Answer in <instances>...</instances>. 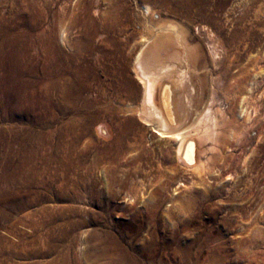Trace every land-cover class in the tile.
<instances>
[{
    "label": "rangeland",
    "instance_id": "1",
    "mask_svg": "<svg viewBox=\"0 0 264 264\" xmlns=\"http://www.w3.org/2000/svg\"><path fill=\"white\" fill-rule=\"evenodd\" d=\"M3 24H8L9 32L23 30V47L29 48L36 71L31 82L38 81L43 59L34 54L42 53V44L46 48L52 45L63 56L82 53L86 57L90 93L85 94L89 105L85 116L92 120L88 134L73 145L75 151L69 147L71 136L64 140L63 154H59L64 162L58 170L52 162L59 156L55 136L45 144L39 142L49 164L38 160L19 175L12 168L5 170L6 178L0 179V264H264V155L258 189L244 193L242 201H229L228 186L223 182L235 176L229 168L214 181L218 168L209 163L201 171L185 167L178 161L175 140L157 136L156 118L149 125L141 119L143 85L136 68L156 37L163 35L158 66L164 64L173 80L170 93L179 96L182 107L189 106L190 122L205 108L210 86L201 79L209 73L216 93L214 109L226 114L235 131L225 134L221 154L232 155L228 163L233 156L242 155L240 164L243 166V160L247 164L256 140L244 145L243 152L234 143L243 139L242 125L248 126L255 117L264 132V116H258L264 112V0H0V30ZM169 26L180 34V43L184 41L188 50L185 53H191L186 60L172 31L157 30ZM62 30L66 34L63 40ZM88 35H94L90 43ZM1 55L0 76L6 66ZM191 60L207 64L200 68ZM184 96L189 97V104ZM6 102H0L1 133L19 130L42 117L38 108L31 117L22 106ZM13 111L19 113L16 124L5 120ZM125 119H132L135 129L123 124ZM1 169L0 165V176ZM202 170L208 174L203 186H210L211 206L199 219L190 218L188 226L183 223V210L197 197L196 191H204L198 178ZM55 193L70 201L54 200ZM229 205H242L246 211L239 216L227 214ZM12 206L21 208L11 210ZM106 234L113 240L107 243ZM256 237L263 242L251 247L245 243ZM204 239H211V244ZM240 239L243 241L237 243Z\"/></svg>",
    "mask_w": 264,
    "mask_h": 264
},
{
    "label": "bare ground",
    "instance_id": "2",
    "mask_svg": "<svg viewBox=\"0 0 264 264\" xmlns=\"http://www.w3.org/2000/svg\"><path fill=\"white\" fill-rule=\"evenodd\" d=\"M145 10L148 11L147 8H145ZM181 14H182V12H181ZM188 19H190V18H188ZM10 20H11V18H10ZM192 22H194V21H192ZM39 23H41V22H39ZM32 25H34V24L32 23ZM4 26H5V30H2L4 28ZM4 26L0 30V40H1V42H3V45L1 44V46H0V53H2L1 58L3 59V62H1V63L5 64L6 66H5L4 74H2L0 76V88H1L0 89V91H1L0 102H1V104H4L3 103L4 101H7L6 103L13 102L18 106H22V107H20V109L25 110L27 112V115L31 116V117L35 115L34 114L35 109L38 108V111H41V113H42V115H41L42 117H39L37 119L32 120V122H29L27 124V126H25V127H19V130H17L15 128V130L14 129H8V130H5V132H3V133L0 132V165L3 167V169H1L2 172H1L0 179L6 178L7 173L5 174V170L9 169V168H12L14 173L19 175V173H23L27 169L28 165H30V164L33 165L38 160L39 161L43 160V162H45L46 164L47 163L49 164L50 159L46 158L41 153V151H43V150H39V142L42 141V143L45 144L49 140L51 141V138L55 136L56 137L55 152L58 155L63 154V147H64V142H65L64 140L68 136H71V140L69 141V147L70 146L72 147L77 141H79L84 136H86V134H88V131L90 129V121L92 120V119L90 120V118H87L85 116V114L87 113L86 112L87 108L89 106L87 103V100L85 98V97H87V96H85V94H87L89 92V87L86 83L87 71H88V70H86V67H88V65L86 66V63H87L86 59H85L86 57L84 58L83 57L84 55H82V53H80L81 55H79V54L74 55L72 53H70V54L67 53L66 56H63L62 55L63 53L58 52L56 49L53 48L52 45L50 46L48 44L47 45L48 48H46L45 45L42 44V51L40 50L42 53L33 52V54L35 53L34 55L36 58L41 57L43 59L42 65L40 66L41 68L39 69L38 76H37L38 81L36 83L31 82L30 77H32L34 74H36V71L32 70V66H33L32 65V58H31V55H29V53L27 51V49L29 50V48L25 49L24 48L25 46L23 47V40L25 39L24 38L22 40L23 35H24L22 32L23 30L21 29L22 30L21 31L18 28V29H15L14 31L9 32L6 29L8 24L7 25L5 24ZM15 27L17 28V26H15ZM158 29L160 31H163V30H169V31L171 30L172 31V33L175 35L174 38H175L176 42L182 48V52H183V53H181L183 55L182 57H184V59L186 60L188 58L187 56H189V54H191V53H185L188 50L184 46V41H183V45L181 44L182 41L180 43V37H178V35H180V34H178L176 32V29L174 27H171V26H169V28L168 27L167 28L159 27V28H157V30ZM64 33H65L64 30L60 31V37L62 40L66 37L65 36L66 34H64ZM44 34H45V32H44ZM28 35H29V32H28ZM32 36H34V34ZM93 37H94V35H88V42L89 43L93 40ZM162 38H163V35H159L158 37H156V40H155L156 45L154 44L152 47H150L146 51V53L143 54L142 61L136 65V68L138 71V77L140 78V81L142 82V85H143V96H142L143 101L141 102L143 104V109L141 110V115H142L141 119L146 124L149 125L151 122L149 120L151 119L153 121V119L156 118L155 119L156 120L155 129H156L157 136H159L162 139L163 138L164 139L165 138H172L175 140V142L177 144L176 155H177L178 161L180 160L179 162H181V164H183L185 167H187V168L188 167H195V168L198 167V168H200V171H201V169L204 170L205 164L209 163V164H211V166H213L214 169H215V167L218 168V169L216 168L217 170L215 173L216 176L214 175L215 176L214 181H219L221 172H224L225 170H227L229 168L228 170H231L235 176L232 177V180H228V181L223 180V182L228 186V190L226 192V198L229 201H237V200L242 201L244 193L253 194L254 190L258 189V186L260 185V181L262 178L260 172H261V169H263V167H259V163L261 162V159L264 155V132L260 131L261 130L260 129L261 124L259 122V119L255 117L253 121L251 120L252 122H250V124L248 123L249 124L248 126L242 125V126H244V130H243V132H241V133H243V139L242 140L238 139L236 141V143L233 142L234 144L238 145L239 151L243 152L244 145H246L248 142L256 140L255 144L252 147H250L251 150H250L249 154L251 155V159L249 160V162L246 164V163H244L245 161L243 160L242 161L243 166H242L240 164V162H241L242 157H244V156L241 155V156H233L231 163H228L230 158H232V155H227V157L225 156L226 153H225V155H222L221 154V150H222L221 146H224V144H225L224 138L226 137V139H227V137H228V136H225V134L231 135L230 133L234 130V127L231 124V122L228 120V118L225 117L226 114H223L219 110L214 109V104H215L214 103L215 102L214 96L216 93H214V91L212 89L213 83H212V79H210L211 76L209 75V73H206V72H205L206 73L205 75L203 74L204 76L201 79V82L203 81V84H205V86H207V85L210 86L208 96H207V100L205 103V108H203L202 111L200 110L201 112L199 114L195 113L196 118L194 119V121L190 122L192 114L189 112L188 109H186L189 106H187L186 108L184 106L182 107L181 103L179 102V96L170 93L172 89L169 88V84L172 83L173 80L171 79L169 72L164 70L165 69L163 67L164 64L162 66H158V58H157L158 53L157 52H159V50H160L159 48L161 46H163L164 40ZM31 42H33V41L31 40ZM34 43L35 42H33V44ZM29 45H30V43H29ZM39 45H40V43H39ZM2 47L5 48V50L3 52L1 51ZM31 48H33V46ZM89 52H91V50H89ZM194 52H195V50H194ZM120 54L121 53H118V55H120ZM212 54H214V52ZM105 55L106 54H103V56H105ZM107 55H109V54H107ZM196 61L198 63L197 62L193 63V61H192V63L195 64V66L197 63L200 68H203L202 64H204V66L207 64V63L201 62L200 60H196ZM204 61L207 62L206 59ZM33 64H37V63H33ZM189 65H191L190 62H189ZM226 74H228V73H226ZM117 75H115V77ZM25 76H27V78H28L27 81L24 79ZM185 76H186V74H185ZM122 80H123V78H122ZM199 81H200V79H199ZM117 85H115V86H117ZM182 86L183 85H181V87ZM120 87L121 86H119V88ZM214 88H216V87H214ZM123 89H126V88H123ZM125 91H127V90H125ZM101 93H103V92H101ZM113 97H114V95H113ZM185 97L186 96H184V98ZM188 98L189 97L185 98V99H187V102H188L187 104L190 103ZM200 98H202V97H200ZM87 99H88V97H87ZM112 99H114V98H112ZM115 100H116V98H115ZM109 103H111V102H109ZM97 104H99V103H97ZM4 110H6V109H4ZM262 111H263V109H262ZM259 112H260V110H259ZM101 114H102V112H101ZM262 114L264 116V112L263 113L260 112L258 116L260 117V116H262ZM7 115H9V114H7ZM100 116H102V115H100ZM9 117H7L8 119H5V120L10 121L14 124L19 122V118H18L19 113L17 111H15V112L13 111L12 115ZM246 120H249V118ZM261 121H262V119H261ZM232 123H233V121H232ZM262 123H263V121H262ZM93 124H94V122H93ZM123 124H125L127 127H129L130 130L136 126V123L132 119L126 120L125 123H123ZM13 127H15V126H13ZM123 128L126 129V127H123ZM261 128H263V127H261ZM236 129H238V128H236ZM240 129H242V127ZM35 130H37V131H35ZM1 131H3V130L1 129ZM44 132L46 135L43 134ZM233 132H235V131H233ZM239 135L241 136V134H239ZM230 137H232V136H230ZM37 140H39V141H37ZM118 141H119V139L116 140L117 144H118ZM11 142H13V143H11ZM116 147L118 149V148H120V145L119 146L117 145ZM230 147H233V146H230ZM74 151H75V147H74ZM96 153L100 154V151L97 150ZM70 157H69V159L73 158V157H71V158ZM76 159H77V157H76ZM63 160H64V158L62 155L56 156L52 160V162L55 164L57 170L60 167H62L61 165L64 162ZM218 163H220L221 165H219ZM14 164H16V165H14ZM215 164H216V166H215ZM196 170L198 171V169H196ZM203 170H202L203 173L201 172L202 175L200 174V172H198L201 175L198 178H199V182H200L199 185H201V187L204 188L201 190H204V191H196L195 194L197 197L191 198L183 210L185 215H186L183 223L185 225H188V226L192 222L190 218L195 217V218L199 219L200 216L203 214V211H208L210 209V206H211V204H210L211 199H209L210 196H209V193L207 191V189L210 188V186L209 185L207 187L203 186L205 181L208 179V174H206L207 173L206 170H205L206 173H204ZM210 170H211V168H210ZM218 171L220 172L219 174H218ZM56 174L57 173H55V175ZM206 176H207V178H206ZM9 177H11V176H9ZM12 177H16V176L12 175ZM58 178L59 177H57V179ZM230 178H231V176H230ZM25 179H27V178H25ZM9 181L12 182L11 180H9ZM3 182H4V180H3ZM30 182H31V180H30ZM208 183H211V182L208 181ZM16 184H17V182H16ZM214 184H216V183H214ZM60 186H61V183H60ZM70 186L72 187V189L78 188V185L74 184V183H71ZM83 191H85V190H83ZM135 194H136V192H135ZM72 195H73V193H72ZM53 198L56 201H60V200L70 201L69 198L62 193H55L53 195ZM43 200H45V199H43ZM19 208H21V207L20 206L19 207L18 206L10 207L11 210L12 209L16 210ZM225 210H227V212H228L227 214L230 213V214H235L238 216L240 215V213L246 211L245 207L242 205H236V206L235 205H229L227 207V209H225ZM212 218L213 217H210V219H212ZM261 218H262V216L260 215L258 217V220ZM134 219H135V217H134ZM199 224H200L199 228L200 227L202 228L203 224L201 222H199ZM255 224H257V222ZM242 229H243V232L247 231V229H245V227H242ZM249 232H250V230H249ZM91 236L93 238L96 237L95 234H92ZM105 238H106L105 240L107 243L109 240L110 241L113 240V238L107 234L105 235ZM210 241H211V239H204V242H206V243L211 244ZM241 241H243V240L240 239V240H237L236 242L240 243ZM146 242H147L146 244L151 245V240L146 239ZM261 242H263V239L259 238V237H256L253 239L251 238V239L245 241V243H249L248 246H250V247H251V245H256V244H259ZM120 257L124 258V259H128L127 255H121Z\"/></svg>",
    "mask_w": 264,
    "mask_h": 264
}]
</instances>
